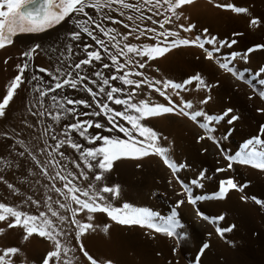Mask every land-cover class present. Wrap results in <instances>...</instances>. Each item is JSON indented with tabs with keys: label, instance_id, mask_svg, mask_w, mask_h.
Wrapping results in <instances>:
<instances>
[{
	"label": "snow or ice",
	"instance_id": "snow-or-ice-1",
	"mask_svg": "<svg viewBox=\"0 0 264 264\" xmlns=\"http://www.w3.org/2000/svg\"><path fill=\"white\" fill-rule=\"evenodd\" d=\"M193 2L194 0H136V2H130V0H0V49L13 45L14 37L20 34H46L55 31L58 26L69 25L70 27L66 29V33L70 40L73 42L79 41L80 43L69 46L67 51L71 53L73 47H75L77 51L83 52L84 58L77 57L76 60H73L71 66L74 69L73 71H61L58 68L59 75L49 72L44 67H40L38 71L51 76L54 81V84L47 86L48 92L64 87L75 90L79 85H82L80 90L91 97V100H88L64 96L63 99L68 105L67 108L65 103L58 101L55 95L51 97L53 106L57 109L56 114L52 115L53 121L60 123L62 117L67 121L69 117L77 115L89 118L65 122L62 138L50 137L55 146L47 152V159L44 164H41L37 156L26 148L24 151L17 153L18 156L24 157L27 152L28 157L46 179L49 178L50 168L55 172L51 180L53 182L59 180L63 184V187H56L55 183L52 184V190L63 197V201L60 199L55 201L59 208L53 210L51 204L48 203L50 197L43 204L46 211H39L38 214H31L7 203H0V222H5L9 229L20 227L24 241L35 235L49 242L50 250L42 257L41 264H72V260L67 258L70 249L60 239L61 235H67L59 227L64 222L75 226V242L80 245L78 251L83 254L86 264H114L111 258H94L85 250L82 244V236L86 232L99 230L106 235L109 232V223H103L102 227L93 223L94 214H106L111 222L120 226L146 228L153 238L154 234H160L179 240L184 227L180 220L179 211L183 205L187 204L193 208L197 220L216 225L217 221H222L224 217L222 215L207 214L199 207L200 202L223 200L229 190L239 191L245 186L238 184L233 176H227L218 181L211 197L197 195L194 188L200 186V181L194 178L191 185H189L180 179L178 163L170 158L167 148L160 146V133L154 130L149 123L151 119L165 114L183 116L203 130V134L196 137L197 142L207 139L220 149V141L214 135L212 125L224 119H227L228 124H232L238 120V116L231 114V108L222 110L215 116L211 115L199 107V105L208 104L211 100L210 95H204L199 99L198 105L194 107L193 102L182 97L180 92V90L188 91V86H194L197 91L204 90L207 92L213 85L207 83L200 73L189 75L182 82H175L171 79L148 77L144 72L136 71L135 67H131L135 65L142 70L146 66L151 67L150 62L163 57L173 49L181 46H195L203 51L205 60L216 62L220 69L230 73L237 80H244L248 83L243 74L238 73L232 67V61L227 58L221 60L216 55L220 52L221 47L231 48L235 45L237 43L235 39L217 40L215 35H197L191 39L184 38L181 36L180 31L166 27V25L172 24L174 20L177 22L181 20L188 21L189 17L184 15L183 7L191 5ZM113 5L117 7L113 8ZM215 7L235 14L247 15L250 11L246 6H237L234 2H227V0L215 4ZM104 9H108L110 12L119 11L126 21H131L132 25L135 26L124 23L123 28L125 31L123 33L118 31L115 26L105 27L89 11L94 10L95 14L99 15ZM145 9L152 15L145 16ZM81 17L86 19L82 20ZM154 17H161V19ZM102 19L111 20L114 25L121 23L120 20H114L109 13H103ZM144 21H150L153 26L159 24L160 30L158 31L156 27L147 26L141 28L137 22L143 23ZM248 23L252 28H255L262 23V18L252 16ZM89 25H94V28L89 27ZM177 28L184 33H188L195 28V25L190 22L186 25L178 23ZM96 31L101 33L105 39H101L100 36L96 35ZM202 32L206 34L208 29L204 28ZM232 35L239 36L241 33H233ZM85 36L94 41L99 50H94L92 44L84 42ZM142 38L146 39L147 42H142ZM40 47V44H33L21 53L25 61L23 64H16L17 74L8 81L5 92L0 97V117L6 116V110L14 99L15 93L27 80V76L24 74L29 67L28 61L32 59L36 49ZM256 50H264V43H256L248 47L240 58L245 59L248 53ZM230 56L234 60L237 53L232 52ZM102 57H106L111 63L105 62ZM120 57H123V61ZM68 58L65 57V59ZM95 62H99L98 68L107 69L110 73L112 69H115L116 73L119 74L113 73L109 76L103 71L91 70V76L95 77L91 80L87 74H80L83 67H90ZM154 71H159V69H154ZM260 71L264 74V67ZM32 79L37 80L40 77L33 76ZM117 80L120 85L112 86L110 81ZM261 83L264 84V81H261ZM92 85H96L98 91L93 90ZM124 86L132 87L128 90ZM144 88L158 94L166 103L152 100L148 93L144 91ZM34 90L39 92L40 105L43 108V98L46 97V91L39 88ZM121 93H124L123 98L120 96ZM141 94L144 98L137 100L136 97ZM101 95L105 99H97ZM174 96L178 99L174 100ZM258 96L261 100H264V89L258 92ZM109 102L115 106H122V110L110 106ZM80 105H83L85 109L93 108V110L78 114L76 107ZM257 112H264V109L258 108ZM33 115H36L37 122H40L39 117L44 115V111L33 113ZM229 115L230 118H228ZM123 122H126L130 127ZM28 127L31 128L32 125L29 124ZM90 129L102 130L107 134H101L100 131L90 132ZM51 131L52 125H49V134ZM69 133H72V135H69ZM258 133L246 139L239 146L240 150L234 154L225 153L221 150L220 155L226 161V166L215 168V172L224 173L232 170L234 164H239L250 166L252 169L264 173V124L259 125ZM4 135L5 133L0 132V137ZM77 135L81 139H75L74 137ZM83 141H87V145L83 144ZM17 143L23 146V141L18 140ZM64 145L68 149L78 152V157L70 161L76 169H79L78 172L75 170L68 171L67 167L60 165L53 155L57 153L61 160H69V157L61 150ZM40 151H44V149H40ZM150 155L159 157L162 163L171 170L172 176L181 189L180 192L176 193L180 198L174 201L168 214L161 216L148 208L134 207L128 202H124L119 206H113L109 203L104 194H108L111 199H116L120 194L119 186L113 184L98 187V182L102 183L105 174L113 170L114 162L122 159L132 160L136 161L135 167L140 168V161ZM62 171L64 174H61ZM198 176L201 179H208L205 171H200ZM77 177L88 182L86 188H81L74 183ZM0 181L5 183L13 194H18V189L8 183L4 177L0 176ZM168 184L171 187L172 181L169 180ZM240 199L245 200L246 197L241 196ZM252 199L257 205L264 206V201L255 197ZM27 201L37 208L40 207L39 202L31 196L27 197ZM59 209H64L71 219L68 220L66 215L59 212ZM78 214L86 216L88 222L82 223L77 218ZM232 227L234 226H216L215 233L223 238L225 233L232 230ZM3 232L4 228L0 227V233ZM209 235L211 234L209 233ZM208 248L209 243L207 241L203 242L199 247L195 264H199V255L203 254ZM172 251L175 253L176 248H173ZM19 252L18 247H4L0 250V264H15L14 258ZM84 261L81 264H84Z\"/></svg>",
	"mask_w": 264,
	"mask_h": 264
},
{
	"label": "rangeland",
	"instance_id": "rangeland-1",
	"mask_svg": "<svg viewBox=\"0 0 264 264\" xmlns=\"http://www.w3.org/2000/svg\"><path fill=\"white\" fill-rule=\"evenodd\" d=\"M130 2H136V0H130ZM117 7L116 5H113V8ZM223 10V9H222ZM90 14L94 15V18L99 20L105 27H113L114 25L109 24L107 20L102 19L103 13H109L110 15L118 14L120 15L119 11L116 12H110L108 9H104L103 12L99 15L95 14L94 10H89ZM162 11V10H161ZM127 14V13H126ZM145 16L152 15V13L148 12L146 9L144 10ZM123 17V16H122ZM156 19H161V17H154ZM82 20H85V17H81ZM107 24V25H106ZM109 24V25H108ZM143 24L146 26L149 24L151 25L150 21H144ZM63 27L60 31H57V28ZM70 27L69 25H62L58 26L55 31L48 32L46 34H20L17 37H14V43L11 46H6L2 49H0V62L2 67H8L13 70L14 75L17 74V69H16V64L21 63L23 64L25 61V58L21 55L23 51H26L28 47H31L33 44H40L41 47L36 49L32 59L28 61L29 67L24 75L27 76L26 82L29 83L30 85L26 86H21L19 88V91L17 92V95L19 97V104L18 108L20 109V113H24L25 121L28 122V124L32 125L31 130L35 134V136L42 142L46 141V144L48 147L51 148L54 147V141L50 138L51 136H56L58 139L62 138V133L63 129L65 126V122H74L75 120H85L88 119L89 117L83 116V115H77L75 117H69L67 121H65V118H61V122L57 123L56 121L52 120V115L56 114L57 109L53 106V102L51 100V97L53 95L56 96L57 100L60 101L61 103H65L63 97L68 96L69 98H74V99H88L91 100V97H89L85 92L81 91L80 88L82 86H78L77 89L73 90L68 87H64L63 89L56 90L54 89L51 92L47 91V86L49 84H54V81L52 80L51 76H48L46 73H39L38 69L40 67H44L48 69L49 72L58 75L57 69L59 68L61 71L68 70V71H73L74 69L71 67L73 60H76L77 57L84 58V54L81 51H77L75 47H73V51L69 53L67 51V48L69 46H73L76 44H79V41L73 42L70 40V37L66 33V29ZM89 27L94 28V25H89ZM156 28L159 29V24L155 25ZM142 28V27H141ZM118 30V29H117ZM160 30V29H159ZM177 31H180L181 36L184 38H190L189 36H186L183 34L181 29H175ZM200 30L202 28H197L194 29V34L193 38L195 36L200 34ZM198 33V34H197ZM233 33H241L239 36H233ZM96 35L100 36L101 39H105L101 33L96 31ZM212 35H215L217 37V40L219 39H235L237 43L233 45L231 48L228 47H221L220 52L217 53V57L221 60L227 58L228 60L232 61V67L240 74H243L245 80L248 81V83L244 82V80H237L233 75L230 73L225 72L224 70L220 69L217 65L216 62L214 61H208L203 59V51L195 46H181L177 49H174V51H181L184 53H187V58L188 61L191 62V68L190 72L182 70V71H177L173 69H166L167 71L163 70L162 68H158L159 64L155 60L154 62L151 63V67L146 66L145 69H139L135 65H132L131 67H135L136 71H142L144 74L148 77H154L156 79H170L175 81V82H181L183 79L187 78L189 75L195 74V73H200L201 76L206 80L207 83L213 85L214 88L217 90L215 91V97L217 98L215 104H210L208 102L207 105H199L200 108H202L205 112L211 114V115H217L219 114L222 110L231 108V100L229 98V91H227V88L235 89L234 91H237L238 96H236L235 100L244 108L249 110V112L253 114H260L264 115V112H257V109H264V100H261L258 96V92L261 89H264V84L261 83V81H264V74L261 73V68L264 67V50H256L252 53H248L247 57L245 59H241V55L246 52V49L256 43H264V17H262V23L255 28H250V27H243L241 24H239L237 21H233L229 27L226 28L225 32L223 34L221 33H212ZM84 42L90 43L93 45L94 50H99L98 46H95L94 41H91V39L87 36L84 37ZM82 47V46H81ZM190 48H193V50H189ZM236 52L237 57L233 60V58L230 56V53ZM46 56V57H45ZM65 57H69L68 59H65ZM105 62L111 63L106 59V57H102ZM121 61H123V57H120ZM23 61V62H22ZM78 62V60H77ZM158 64V65H157ZM97 65H99V62H95L93 65L90 67H83L80 70L81 75L87 74L89 76V79H95V77L91 76V70H100L103 71L106 75H111L113 73H116L115 69H112L111 73L107 69L103 68H98ZM157 65V66H156ZM193 66V67H192ZM159 69V71H154V69ZM153 69V70H152ZM151 70V71H150ZM161 70V71H160ZM166 72V76L165 73ZM156 72V74H155ZM162 77H158V73ZM119 74V73H116ZM150 74V75H149ZM158 74V75H157ZM156 75V76H155ZM159 75V76H160ZM37 76L40 77V79L33 80L32 77ZM165 76V78L163 77ZM223 78V83L221 84L219 78ZM167 77V78H166ZM219 77V78H218ZM218 82V83H217ZM112 86H119L120 82L117 81H110ZM226 85V86H225ZM251 85V86H250ZM93 90L98 91V87L96 85H92ZM107 87V86H105ZM126 89L130 90L132 86H124ZM144 87V86H142ZM233 87V88H232ZM43 89L46 91V97L43 98V108H41L40 105V98H39V92L35 91L34 89ZM194 88V86L192 87ZM191 88V89H192ZM146 92H148L150 95L154 96L153 99H157L156 101L158 102H164L162 97H159L157 94L152 92L151 90L144 88ZM197 90H195L196 92ZM226 91H227V96H226ZM200 92L201 98L204 95L209 94V90L206 92L204 90L197 91ZM169 93L171 94V91L169 90ZM121 98L124 97V93L120 94ZM251 97V99H249ZM174 100L176 97H173ZM97 99H105V97L98 96ZM137 99V97H136ZM152 99V100H153ZM233 99V98H232ZM138 100V99H137ZM162 100V101H161ZM155 101V100H154ZM110 106L116 108L117 110H122V106H115L112 105L111 102H109ZM198 104V103H197ZM209 105V106H208ZM215 105V106H213ZM17 106H13L12 111L9 110L7 112L4 118H0V132L5 133L3 137H0V168L5 169L6 167V161L7 159L12 160V162L16 161L15 164L18 165V162H23L20 156L17 155L18 152H21L22 148L18 147L13 140V136L11 135L12 131V125L15 121V118L13 117L14 113H16L18 110L16 108ZM65 107L67 108L68 105L65 103ZM76 107V106H73ZM94 107V105H93ZM21 110H23L21 112ZM51 110V111H50ZM93 108H87L85 109L83 105H80L76 107L77 113H82V112H91ZM40 111H44V115L39 117V121L37 122V116L33 115V113H38ZM239 109L237 108L236 111H233L231 114L237 115ZM13 112V113H12ZM245 112V111H244ZM244 112H242V115H244ZM230 114V115H231ZM168 115L166 116L167 118L173 120L176 122L179 126L184 127L185 129L182 130L181 134L184 135L185 133H189L193 139L197 142L196 137L198 135L203 134V130L200 129L197 124L193 123L192 121L188 120L187 118L183 116H173L172 114H165ZM172 115V116H170ZM230 115L228 118H230ZM13 117V118H11ZM178 117V118H177ZM181 119H180V118ZM184 120H183V119ZM12 119V120H11ZM14 119V120H13ZM24 122V119L21 118ZM96 119V118H93ZM177 119V120H176ZM28 120V121H27ZM243 122V121H241ZM239 123L237 121H234L232 124H228L227 119H224L222 121L215 122L212 126L214 128V135L219 139L221 148L218 149L211 141L205 139L203 141L197 142L199 145H202L201 153H203L205 156H207V147L211 146L214 148V150L217 151L218 154H216L219 157V162L220 164H217L216 160L212 161L211 166L205 165V163L199 159L194 158L192 156L191 151H189L187 148H185L184 143H180V147L177 146L174 148L172 151L175 154V157H177V163H178V175L181 180L185 181L189 185H191L192 180L195 178L198 181H200V186L194 188V192L197 195H204L211 197L212 191L217 187L218 181L222 178H225L227 176H233L234 179L238 184H243L245 185L241 190L243 191L244 197H246L245 200H241L239 196L240 202H236L237 205V213L235 215V218L232 219L230 222L227 220V225H222V227H232V230L224 234V237L221 238L215 233V227L219 226L220 222L217 221L216 226L215 225H210L207 222L203 220H196L193 218L190 214V212H194L193 208L187 212H183V208H181L180 213L183 212L182 216L180 215V220L182 225L184 226L183 232L181 234V237L179 240L176 238H169L167 239L170 241V246H171V254L175 256L177 254V257L175 259L177 261H182L185 264H195V259L198 255V250L199 247L202 245L203 242L208 241L210 242V238H214L222 245L224 244V247L230 246L229 248L227 247V250H225V253H223V256H227L230 258V262L233 264H238L237 262L250 264V263H257L259 261L260 264L262 261H264V258L261 260V258L258 255V249H257V231L262 230L261 232L264 233V206L257 205L254 200L252 199L255 197L256 199H260L264 201V187H263V193L259 191V193L252 192L250 190L251 188V183L252 179L257 180L259 182H262L264 185V173H261L259 170L252 169L250 166H244L239 164H234V167L232 170L224 172V173H216L215 168L217 167H225L226 166V161H224L223 157L220 155L221 150L225 153L229 154H234L236 151L240 150V145L246 140L249 139L252 135L259 134L258 129L259 125L264 124V119L261 120L258 117L255 119L252 130H247L246 124L244 123ZM250 121H246L245 123H248ZM37 123V124H36ZM125 123L126 126H129ZM151 123L150 125L153 126L154 130L157 128L155 127V124L153 122V119L149 121ZM239 123V124H238ZM183 124V126H182ZM241 124V125H240ZM244 124V125H243ZM52 125V131L49 134L48 132V126ZM130 127V126H129ZM37 129V130H36ZM36 131V132H35ZM95 131H100L101 134H107L104 133L102 130H95V129H90V132H95ZM157 131V130H156ZM160 130H158L159 132ZM161 134V132H160ZM69 135H72V133H69ZM122 136V134H120ZM75 139H81L77 136L74 137ZM83 144L87 145V141H83ZM184 146V147H182ZM206 149V151H205ZM62 151H64L65 155L69 157V160H61L59 155L57 153H54L53 155L55 156L56 160L59 161L60 165H64L67 167L68 171H79V169H76L74 165L70 163L71 159L77 158L78 157V152L76 150H70L67 148L66 145L62 146ZM203 150V151H202ZM16 153V154H15ZM15 155V160L14 156ZM7 156V157H6ZM13 156V159H12ZM17 156V157H16ZM208 157V156H207ZM18 158V159H17ZM150 158V159H149ZM193 158V159H192ZM148 161H146V160ZM207 158H205L206 160ZM193 160V161H192ZM209 160V159H208ZM211 161V160H209ZM130 167L132 169H128V172L126 174H121L122 172L120 170H117V167H113V169L110 173L105 174V179L104 182H98V187H103L105 185L111 186V183H117L118 181H122V186L125 187V195L124 201L128 202L132 205V202L135 201L136 197L138 194H132L130 196V188L134 187L136 188L137 192L140 191L141 194L139 193V196L141 197V201H143V204L145 208L150 206L148 209L155 210L154 212L158 213L161 216H166L170 210V207L173 204V199L177 198L176 193L180 192L181 189L179 185L176 183L175 178L172 176L171 170L168 169L162 161L159 159V157L154 155H150L146 158H143V160L140 161L141 167L136 168L134 166L136 161L128 160ZM128 162L120 163L123 164V168H128ZM194 162V163H193ZM198 162V163H196ZM119 164V163H118ZM119 164V165H120ZM192 164V165H191ZM5 165V166H4ZM117 165V166H119ZM114 166H116L114 164ZM145 166V167H144ZM239 166V167H237ZM237 167V168H236ZM122 168V169H123ZM235 169L238 171L235 172ZM139 170V171H138ZM255 170L256 174L253 175V177L250 175V171ZM87 171V170H85ZM121 173H119V172ZM136 171V173H135ZM200 171H205L207 174L208 179H201L198 176V173ZM138 174V175H137ZM127 175V178H123V176ZM137 175V176H136ZM135 176V177H134ZM252 179H251V178ZM133 178V180H131ZM140 178V179H139ZM116 181H115V180ZM123 179V180H122ZM127 179V180H125ZM140 181H139V180ZM118 180V181H117ZM172 181L171 187H169L168 181ZM78 184H82L85 181H82L79 177L75 180ZM82 181V183H81ZM115 181V182H113ZM127 181V182H125ZM125 182V183H123ZM149 182V183H148ZM125 184V185H124ZM82 185H85L84 183ZM80 185L82 188L84 186ZM135 185V186H134ZM138 185V186H137ZM146 185V186H145ZM141 188H137V187ZM142 187L144 189H142ZM85 188V187H84ZM140 189V190H139ZM128 191V192H127ZM233 190H229L226 196H230L231 192ZM124 192V191H123ZM132 192V191H131ZM145 193V194H144ZM147 193V194H146ZM149 193V194H148ZM155 193V195H154ZM106 198H108V202L111 203L113 206H119L117 203L115 204V199H111L108 194H104ZM135 195V196H134ZM146 195V196H145ZM149 195V196H148ZM173 195V196H172ZM134 196V197H133ZM148 196V197H147ZM132 197V198H131ZM139 197V198H140ZM232 197V195L230 196ZM145 198H149L148 200H145ZM154 198V199H153ZM180 198V197H178ZM126 199V200H125ZM152 199V200H151ZM236 199V198H235ZM233 199V200H235ZM154 200V201H153ZM123 201V202H124ZM148 201V202H146ZM244 201L248 202L254 207V211L256 216L251 218L247 217L245 215V207H244ZM152 202V203H151ZM219 203V200H207V201H201L199 204V207L205 211L209 215H217L215 212V207L219 206L217 204ZM186 205V204H185ZM217 205V206H216ZM184 206V205H183ZM182 206V207H183ZM189 208V209H190ZM243 209V210H242ZM103 218H106V214H102ZM185 214V215H184ZM188 214V215H187ZM194 214V213H193ZM185 217H184V216ZM241 215L243 217H241ZM190 218H189V217ZM195 216V214H194ZM192 217V218H191ZM245 217V218H244ZM183 218V219H182ZM193 219V220H192ZM237 219V220H236ZM184 220V221H183ZM196 221V222H195ZM197 221L202 223V225H198ZM187 222V223H186ZM189 222V223H188ZM204 224V225H203ZM188 225V227H187ZM190 226V227H189ZM206 226V227H205ZM259 226V227H258ZM125 227V232L126 234L128 233L129 236H139L138 238L142 241L145 239L150 242V246L152 249L155 245L152 243L154 240L153 236L149 234V230L146 228L142 229L137 226H132V227ZM128 229H127V228ZM135 228V229H134ZM189 228V229H188ZM130 230V231H129ZM254 230V231H253ZM148 232V233H147ZM186 232V233H185ZM243 232H246V237L243 238V236H240ZM194 235H193V234ZM209 233L211 235H209ZM127 234V235H128ZM141 234V235H140ZM198 236H197V235ZM214 234V235H213ZM213 235V236H212ZM232 235V236H231ZM219 237V238H216ZM230 237V238H229ZM234 237V238H233ZM233 238V240H232ZM259 238V237H258ZM150 239V240H149ZM173 239V240H172ZM231 239V241H230ZM214 240V239H213ZM214 240V242L216 241ZM228 240V241H227ZM263 240V239H262ZM186 241V242H185ZM264 241V240H263ZM228 242H231L228 245ZM217 243V242H215ZM181 244V245H180ZM219 244L217 243L215 246L217 248ZM214 246V247H215ZM176 248V252L173 253L172 249ZM230 250V251H229ZM228 255H227V254ZM204 254V253H203ZM199 255V264H211L209 261V256H206V261L205 259V254ZM218 257L223 258V256L219 253H216ZM45 254L38 253L35 255V260L38 264H41L42 257ZM181 256V257H180ZM259 258V259H258ZM182 259V260H181ZM225 260V258H223ZM237 259V260H236ZM255 259V260H254ZM186 260V261H185ZM206 262H205V261ZM205 263H204V262ZM208 262V263H207ZM223 262V260H221ZM248 262V263H247ZM250 262V263H249ZM21 263V262H20ZM23 264V263H21ZM28 264V263H24Z\"/></svg>",
	"mask_w": 264,
	"mask_h": 264
},
{
	"label": "bare ground",
	"instance_id": "bare-ground-1",
	"mask_svg": "<svg viewBox=\"0 0 264 264\" xmlns=\"http://www.w3.org/2000/svg\"><path fill=\"white\" fill-rule=\"evenodd\" d=\"M223 2H225V0H194V2L191 5L183 7L184 15L189 17L188 21L181 20V21L177 22L174 20L172 24L166 25V27L169 29L175 30V29H178L177 28L178 23L186 25L187 23L190 22V23H193L195 25L194 29H197L199 27L202 29L207 28L208 33H206V34L203 33L202 30H200L199 35L204 36V35H212V33H215V32L223 34L225 32L226 28L229 27L233 21H237L243 27L245 26V27L251 28V26L248 23L250 17H252V16H255L257 18L264 17V0H227V2H234L237 6L248 7L250 11L247 15L235 14V13H232L230 11L222 10V9L215 7V4L223 3ZM161 10L163 11V9H161ZM111 16L113 17L114 20H120L121 21V23L119 25H114L111 20H107L109 22V24H112L115 27H117L118 31H120L121 33H123L125 31V29L123 28L124 23H129L130 26H135V25H132L131 21H126L125 17L124 16L122 17L121 15H119V13L118 14L116 13V14L111 15ZM137 23H139L140 27H142V28L145 27V25L143 23H141V22H137ZM146 26L147 27H155V26L150 25V24H149V26L148 25H146ZM62 28L63 27L57 28V31H60ZM194 29L188 33H184L183 31L182 32L184 35L193 38ZM157 30L159 31L158 28H157ZM132 42H135V41H132ZM142 42H147V41H146V39L142 38ZM206 46H208V45H206ZM208 47H211V46H208ZM189 50H193V48H190ZM203 56H204V53H203ZM156 61L159 64L158 68L163 69V67H164L163 70H165V71H167L166 70V69H168L167 67H169V69L171 67H172L171 69L175 68L174 70H177V71L178 70L179 71L185 70L188 72L191 71L190 70L191 62L188 61L187 53H184L181 51H174V49H173L169 53H166L163 57L156 59ZM165 71H163V72H165ZM155 74H156V72H155ZM162 74H165V76L167 75L166 72L162 73ZM15 75H14L13 70L11 68H8L6 66L2 67L1 62H0V97H2V95L4 94L5 87L8 83V81L11 78H13ZM58 75H59V73H58ZM159 75H158L159 78L162 77L161 75L160 76ZM165 76H163V77L165 78ZM219 80L222 84L223 83L222 76H221V78H219ZM24 85L28 86L30 84L25 81L21 86H24ZM80 86H82V85H80ZM192 87L193 86H188V88H189L188 91L180 90V92H181V96L188 99V100H191L194 104V107H195L198 105L197 103H198L199 99H201V94H200V92H197V91L195 92V88H192ZM216 90L217 89L214 87H212L209 90L208 95L211 96V100L209 101V103L211 105L212 104L216 105V103H215V102H217L216 101L217 98L215 97V91ZM234 90L235 89H233V91H232L231 89L227 88V91H229L228 96L231 100L230 105L232 106L233 111H236L237 108L239 109V111L237 113V116H238L237 122L240 123L241 121H243L241 123L246 124L247 130H252L253 129L252 123H254L255 119L258 117L259 119L263 120L264 115L253 114V113L249 112V110H247L246 108L242 107L237 102V100H235L236 96H238V93H237V91H234ZM18 91H19V89H18ZM227 91H226V96H227ZM17 92L14 95V99L10 102V106L6 110V112H9V110L12 111L13 106H17L16 108L18 110L16 113L13 114L15 121L11 122V123H13V124H11L12 125L11 126L12 127L11 135L13 136V138H14L13 140L15 141L16 145L18 147L22 148L21 151H24L25 148L28 149L34 155L37 156V158L41 162V164H44L46 162V159H47V152L51 151L50 148L48 147L49 144L47 145L45 142H42V140H40V138L38 139L35 136V134L33 133V131L31 130V128L28 127L29 124H28V122L25 121L24 115H22L24 113L19 112V110H20L19 108L21 106L18 105L19 104V97L17 95ZM148 95L151 97V99L154 98V96L150 95L149 93H148ZM141 98H144L143 94H141L140 96H137V99H141ZM176 99H178V98H176ZM153 100L156 101L157 99L155 98ZM156 102H158V101H156ZM215 105H213V106H215ZM18 106H20V107L18 108ZM22 111L23 110H21V112ZM242 112H244V115H242ZM172 115H170V116H172ZM6 116H8V115H6ZM166 116H168V115H162L158 118H153V122L155 124V127L157 128L156 130L157 131L160 130L159 133L161 132L159 144L161 147H165L168 149L170 158L172 160H174L175 162H178L177 157H175V154L172 150L174 148H176L177 146L180 147V145H181L180 143H184L186 146L185 148H187L189 151H191L192 156H194V158H196V159L201 160V162L203 161L205 163V165L211 166L213 160H216L218 165L220 164L219 157L216 155L218 153L216 150H214V148H212L211 146L210 147L208 146L207 147V149H208L207 150V156L208 157L205 156L203 153H201V149L203 146L199 145L193 139L194 136L192 137L189 133H185L184 135H182L181 132L185 128L179 126L176 123L177 121L174 122L173 120L169 119L170 118L169 116H168L169 118H167ZM173 116H175V115H173ZM13 117H11V118H13ZM0 118H4V117H0ZM21 118L24 119V122L21 121L22 120ZM246 121H250V122L245 123ZM182 126H183V124H182ZM18 140L23 141V146H21V144L17 143ZM182 147H184V146H182ZM40 149H44V151H40ZM13 156H14V159H13ZM13 156H12V159L15 160V155H13ZM205 158H207V159L205 160ZM10 159L9 160L7 159V161H6L7 164H6L5 169L0 168V176L4 177L8 183H11L14 188L18 189V194H13L12 191L7 188L6 184L3 183L2 181H0V203H7L10 206H15L19 210L27 211L31 214H38L39 211H46V208L43 206V204H44V201L50 197V199H48V203L51 204L53 210H57L59 208V206L55 203V201L57 199H60L61 201H63V197L59 196L57 193H55L52 190V184L55 183L56 187H63V184L59 180H56L55 182H53L51 180V177L55 175V172L50 168L49 169V178L46 179L43 175L40 174L39 169L31 161L30 157H28L27 152L25 153L24 157H21L23 162L22 161L18 162V165L15 164L16 161H14L15 162L14 163ZM208 159L211 161H209ZM123 161L128 162L127 159H122L120 161L114 162V164L116 165V166H114V168L117 167L116 169L120 170L122 173L119 171H117V172L124 175L128 172L127 170L130 168L132 169V167H130V165H129L130 162H128V163H126V164H128V168H127V166H125L126 168H123L124 165L120 164V163H123ZM133 163H136V162H133ZM196 163H198V162H196ZM117 165H119V166H117ZM134 166H135V164H134ZM239 166H237V167H239ZM240 167H242V166H240ZM130 170H129V172H130ZM237 171H238V169L237 170L235 169V172H237ZM129 172L127 173L128 176H129ZM255 172H256L255 170L250 171V175L253 177V175L256 174ZM135 173H136V171H135ZM61 174H64L63 171L61 172ZM125 176L127 178V175H125ZM125 176H123V178H125ZM125 180H127V179H125ZM131 180H133V178ZM115 181H113V182H115ZM127 181H125V182H127ZM251 181H252V183H251L250 190L252 192H256V193H259V191H261L263 193L264 185L262 184V182H259V181L254 180V179H252ZM125 182H123V183H125ZM74 183L77 184L79 187H81L80 185H82L84 183L85 185H82V186H84L86 188L88 182L85 181L82 183V181H81L82 184H78L76 181H74ZM120 183L122 184V181L121 182L118 181L117 183H113L115 185H118L119 189H120V194L115 199V204L117 203L118 205L125 202L123 199L126 195L125 194V191H126L125 187H123L122 186L123 184L121 185ZM113 184L111 183V185H113ZM127 184H128V182H127ZM46 185H47V187H45ZM133 188L134 187L130 188V190H129L130 194L131 193L136 194V195L138 194V196L134 195L136 197V199H135V201L132 202V205L134 207H145L143 204L144 200L141 201L142 199L139 196V193L141 190L139 189L140 191H138V189H137V192H133V190L136 191V188H134V189ZM137 188H141V187H137ZM131 189H133V190H131ZM142 189H144V188L142 187ZM127 195H129V194H127ZM140 195H143V194L140 193ZM231 195H232V197H230ZM242 195H243L242 190H239V191L233 190L231 192L230 196L228 195V196H226L225 199L219 200V203L217 202V204L219 206L216 205L217 207H215L214 210H215L217 215H222L224 217V219L222 221H219L220 224L217 223V224H219L220 227H222V225L226 226L227 220L230 222L232 219L235 218V215L238 212L237 208H236L237 207L236 202L237 201L240 202L239 196H242ZM29 196H31L33 199H35L39 202V204H40L39 208H37L34 205H31L30 202L27 201V197H29ZM130 196H132V194ZM176 197H177V195H176ZM148 199L145 198V200H148ZM176 199H178V197L173 199V200L175 201ZM233 199H235V200H233ZM237 199H239V200H237ZM174 201H173V203H174ZM246 201H247V199H246ZM246 201H244V204H243L245 207V215L247 217L249 216V217L253 218L256 216L255 211H254V207ZM146 202H148V201H146ZM181 208H183V212H187L188 210L189 211L191 210V208L187 204ZM155 210L157 211L156 208L153 211H155ZM179 211H181V210H179ZM59 212L61 214H64L67 216V213L65 212L64 209H59ZM183 212L180 213L181 216H182ZM193 213L194 212H190L191 216L193 218H195V216H194L195 213L194 214ZM241 217H243V216L241 215ZM67 218H68V220L71 219L70 216H67ZM77 218L80 219L82 223L88 222L87 217L84 216L83 214H78ZM198 222L199 221H197V223ZM93 223L98 224L99 227H102L103 223H109L110 224V229H109V232L107 235L100 232L99 230H97L95 232H86L82 236V244H83L85 250H87L89 252V254L92 255L94 258H98V259H100V258H111L114 261V264H185L182 261H180V260L177 261L175 259V257H177V254H175V256L171 254L170 241L167 239L166 236H163L160 234H154V240L152 241V243H154L155 246L152 249H150L151 246H150V242L147 241L148 239L147 240L145 239L144 241H142L138 238L139 236L137 237V236H135V234H134V236L130 237L128 233H127L128 235L126 234V232L124 230L125 227L117 225L114 222H111L107 217L103 218L100 213L94 214ZM199 223H198V225H199ZM200 225H202V223H200ZM0 227L4 228V232L0 233V250H2L4 247H9V246H15V247H18L20 249L19 254H17L14 258L15 264H21V263H23V264L24 263L38 264L35 260V255L38 253L39 254L40 253L46 254V252L48 250H50L49 242L43 240L42 238H38L35 235L30 237L27 241H24L23 240V232H22V229L20 227H14L12 229H9L5 222H0ZM59 227H60V229H62L64 232L67 233V235H61V237H60L62 243L64 245H66L67 247H69V249H70L67 258L72 260V264H81V262L84 261V258H83V254L78 251L80 245L75 242V226L71 225L67 222H64V223L60 224ZM187 227H188V225H187ZM183 229H184V227H183ZM257 229H259V231H257V234H256L257 240H258L257 242H259V244H257V249L259 251L258 255L262 260L264 258V241H263L264 240V233H262L263 231L260 230V228H257ZM228 234L229 233H227V235ZM246 234H247L246 232H243L242 234H240V236H243V238H244V237H246ZM213 237L214 238H212V239L210 238L209 248L204 251L205 256H204V254H203V256L205 257V259H206V256L207 257L209 256V261L211 262V264H233V262L232 263L230 262L229 257L222 255L223 253H225V250H227V247L229 248L230 246L224 247V244L222 245V243L220 245V243L215 239V236H213ZM216 238H219V237H216ZM233 238H232V240H233ZM213 239L216 240L215 242H217L219 244L217 246V248L215 246L217 243H215ZM230 241H231V239H230ZM229 244L230 243L228 242V245ZM219 252L223 256V258H225V260L223 258H220L221 256L218 257L219 254L216 255V253H219ZM207 259H206V261H208ZM221 260H223V262H221ZM259 262H261V261H259ZM259 262H257V263H253V262L250 263L249 262V263L250 264H260ZM263 262L264 261H262V263ZM237 263L238 264H246V262L242 263V261L241 262L239 261ZM84 264H86V261H84Z\"/></svg>",
	"mask_w": 264,
	"mask_h": 264
}]
</instances>
